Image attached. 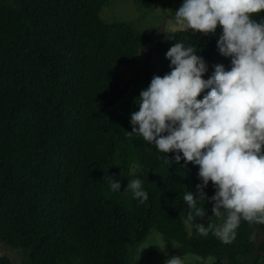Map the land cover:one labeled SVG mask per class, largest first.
Instances as JSON below:
<instances>
[{
    "label": "trees",
    "instance_id": "trees-1",
    "mask_svg": "<svg viewBox=\"0 0 264 264\" xmlns=\"http://www.w3.org/2000/svg\"><path fill=\"white\" fill-rule=\"evenodd\" d=\"M109 1L0 0V247L25 250L30 264H134L135 247L154 229L201 259L185 264L264 263V225L242 221L229 244L200 235L195 224L219 226L223 216L208 221L212 205L202 198L205 218L185 222L182 198L201 183L198 166L129 133L133 101L171 71L165 53L174 43L206 61L204 79L214 65L229 69L216 48L221 28L156 40L132 22H106ZM159 1L139 0L145 8ZM261 17L264 10L253 18ZM137 178L148 193L142 203L126 188ZM203 191L214 194L211 181ZM0 264L13 262L0 253Z\"/></svg>",
    "mask_w": 264,
    "mask_h": 264
},
{
    "label": "clouds",
    "instance_id": "clouds-1",
    "mask_svg": "<svg viewBox=\"0 0 264 264\" xmlns=\"http://www.w3.org/2000/svg\"><path fill=\"white\" fill-rule=\"evenodd\" d=\"M262 10L264 0H182L172 16L173 31L207 35L221 26L216 48L230 58V67L214 65L204 79L206 61L192 46L176 42L165 53L171 71L151 78L133 101L138 111L130 114V134L160 153L172 152L177 164L198 166L201 183L182 198L186 219L205 218L203 205L210 202L207 220L223 216L222 223L195 227L224 244L236 239L242 221L264 225V17L253 18ZM209 181L210 197L203 191ZM108 182L113 191L121 189L119 180L108 176ZM142 183L137 178L126 185L141 203L148 199ZM255 239V233L249 235ZM165 264H183V258L171 257Z\"/></svg>",
    "mask_w": 264,
    "mask_h": 264
},
{
    "label": "rangeland",
    "instance_id": "rangeland-1",
    "mask_svg": "<svg viewBox=\"0 0 264 264\" xmlns=\"http://www.w3.org/2000/svg\"><path fill=\"white\" fill-rule=\"evenodd\" d=\"M181 3L182 0H160L155 5L145 8L139 0H110L102 6L100 16L108 23L132 22L156 40L164 39L169 32L173 31L171 27L172 16ZM218 28H221V26L218 25L216 30ZM140 55L138 67H142L146 57L144 53ZM151 63L157 66L155 54L151 55ZM119 72L127 76L130 71L125 67H121ZM185 222L189 226L187 219H185ZM257 238L261 240L264 235L261 232L257 233ZM179 247L178 243L167 246L160 233L154 229L150 230L146 238L134 249V264H165V261L171 257L183 258V264L201 260L199 256L193 253L182 254ZM0 253L9 257L13 264H30L29 254L23 249L13 248L5 244L1 245ZM207 259L212 261V257Z\"/></svg>",
    "mask_w": 264,
    "mask_h": 264
}]
</instances>
